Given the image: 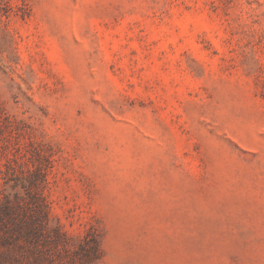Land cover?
I'll list each match as a JSON object with an SVG mask.
<instances>
[{
    "label": "rangeland",
    "instance_id": "374dc122",
    "mask_svg": "<svg viewBox=\"0 0 264 264\" xmlns=\"http://www.w3.org/2000/svg\"><path fill=\"white\" fill-rule=\"evenodd\" d=\"M0 264H264V0H0Z\"/></svg>",
    "mask_w": 264,
    "mask_h": 264
}]
</instances>
